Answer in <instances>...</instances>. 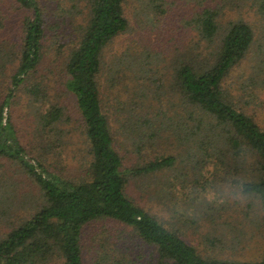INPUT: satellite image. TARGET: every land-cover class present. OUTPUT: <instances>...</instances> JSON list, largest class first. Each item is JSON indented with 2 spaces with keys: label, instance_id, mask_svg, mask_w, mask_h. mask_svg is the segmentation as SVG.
Segmentation results:
<instances>
[{
  "label": "trees",
  "instance_id": "1",
  "mask_svg": "<svg viewBox=\"0 0 264 264\" xmlns=\"http://www.w3.org/2000/svg\"><path fill=\"white\" fill-rule=\"evenodd\" d=\"M10 1L22 11V17L19 40L11 42L0 35V156L19 164L33 179L41 202L34 209L22 207L18 213L13 200L0 203V221L10 215L16 218L0 223V264H84L83 237L87 227L99 220L131 228L143 243L154 248L151 258L157 264H264V252L256 260L200 254L176 229L164 225L126 191L130 177L147 176L171 168L176 162L173 155L164 154L125 167L114 146L99 77L104 67L111 81L127 77L124 67L131 63V53L119 51L109 63L104 51L129 28L124 11L128 0H52V6L56 5L52 11L42 8L38 0ZM226 1L137 0L141 10L152 17L148 16L152 25L161 24L168 14L183 10L179 5L184 6L186 10L176 18L183 27L194 31L196 42L195 46L174 50L167 73L156 66L145 73L148 76L139 77L129 65L130 75L133 73L130 77L139 83L151 76L148 79L156 83L157 99H162L163 83L169 75L172 91L179 97L177 105L187 108V116L180 114L182 119L172 124H180L179 133L186 132L179 139L189 138L197 147L196 160L200 161L196 164L210 152L220 163L244 173L237 183L245 181V190L255 187L264 193V114L258 111L263 103L254 92L264 89V0H237L246 3L249 11L255 10V21L244 16L224 21ZM3 22L0 6V28ZM51 32L55 37L59 32L63 36L72 34V46L63 63L66 77L62 78L65 88L75 97L89 143L91 160L85 176L64 175L47 161L48 154H56L54 149L63 144L64 110L56 101L42 108L49 88L32 75L43 60L44 39ZM244 62L248 63L244 72L227 84L232 71ZM118 69L122 74L118 75ZM233 85L240 95L232 94ZM138 89L144 98L131 102L135 106L148 99L147 92ZM23 99L40 103L34 107L39 147L30 148L32 153L21 143L13 121L12 107ZM145 112L137 120L141 141L154 137L160 125L167 126L166 122L155 123L158 113ZM250 156L252 163L247 159ZM61 164L60 159L58 165ZM261 221L264 223V214ZM208 236L211 245L226 242L223 234L209 232ZM245 236L246 233L235 236L234 243L225 244L236 250ZM119 250L120 257L108 264H140L129 259V247Z\"/></svg>",
  "mask_w": 264,
  "mask_h": 264
},
{
  "label": "rangeland",
  "instance_id": "2",
  "mask_svg": "<svg viewBox=\"0 0 264 264\" xmlns=\"http://www.w3.org/2000/svg\"><path fill=\"white\" fill-rule=\"evenodd\" d=\"M10 2V0H0L4 16L0 35L8 41L16 42L20 37L22 11L16 9ZM38 2L42 8H47L48 11L56 8V5L52 6V0H38ZM228 2L229 0L226 1V6L227 4L228 6L224 10V21L243 16L248 21L257 19L253 15L256 14L255 10L249 11L246 3H240L237 0ZM179 6L186 10L184 6ZM183 10L174 11L170 15L168 14L161 24L154 23L152 25L148 19L149 15L147 16L141 10L137 0H128L124 4V11L129 21V28L104 51L105 60L109 63L114 54L119 51H128L132 55L131 63H127L128 66L124 67L127 77L118 79L116 82L111 81L106 76L105 67L99 77L101 97L109 117L114 146L122 157L124 166L131 167L137 162H143L144 159L150 160L164 154L173 155L176 159L171 168L147 176L130 177L126 191L137 204L161 220L164 225L176 229L178 234L187 243L193 245L200 254L217 253L222 257L227 256L232 259L256 260L264 252L262 214L254 209L252 204L218 206L208 204L203 199L206 192L218 189L228 180L237 183L242 173L233 166L220 163L216 160V155L209 154L210 152L206 154L204 160L196 164L200 161L196 160L198 151L197 149L195 151V148L197 147L189 138L179 139V136L181 134L184 136L186 132L179 133L180 124L177 126L172 124L177 123L179 118L182 119L180 114L184 117L187 116V108L182 104L177 105L179 97L172 91L171 82L173 80L169 75L163 83L164 96L162 99H157L156 83L148 79L151 76L138 83L132 79L133 73L130 75L132 69L129 65L138 71L139 77L148 76L145 73L156 66L161 69L162 73H167L170 70L167 66L169 57H174V50L182 49V47L187 48L190 45L195 46L194 31L183 27L178 23L179 18H176L181 17ZM55 19L53 17V20ZM69 21L71 22L70 19ZM69 21L67 22L71 25ZM56 31L59 30L56 29ZM60 33L57 37L52 32L47 34L44 39L43 60L32 77L42 79L49 88V97L42 102V108L46 109L50 101H56L64 110L63 144L54 149L56 154H48V163L59 173L63 171L64 175L85 176L91 160L89 143L76 107L75 97L65 88L63 84L65 79L62 78L66 77L63 63L72 46V34L67 32L66 36H63ZM72 33H74L73 30ZM74 36L76 37V34ZM64 42L65 44L62 46ZM133 62L135 63L132 66ZM247 64L244 62L233 70L231 77L227 79V84L237 80V76L244 72ZM120 70L118 69V75L122 74ZM135 86L147 92L145 95L148 96V99H145L141 106L131 104L136 99L144 98L143 91H140L138 87L134 88ZM231 91L234 96L240 95V91L235 85ZM255 91L258 92L263 103L261 111L256 109L260 114H264V89ZM24 99L21 104L13 105V121L21 143L32 153L30 148L39 147L34 107L40 103L25 102ZM145 111L151 114L158 113L155 123L166 122L167 126L162 128L160 125L161 129L154 137L144 138L141 141L137 120L147 113ZM135 143L140 144L137 146ZM141 148L142 150H140ZM60 159L62 164L58 165ZM247 159L252 163V156ZM9 200L15 202L16 213H18L22 207L26 208L27 206L28 209L37 207L41 202V195L33 179L26 175L19 164L0 156V203ZM190 210L193 211L192 215H189ZM161 213H166L167 218ZM12 217L16 219L14 215L6 216L0 223L4 224L3 221L6 222ZM209 232L225 235L227 244L234 243L236 240L234 237H242L244 233H246V240L236 250H232L225 243L211 245L208 240ZM83 243L85 247L83 250L84 264H104V260L108 264L113 258H119L121 252L119 249L124 250L126 246L131 251L129 252L132 255L129 257L130 260L140 261V264H157L155 258H151L154 248L143 243L135 236L131 228L116 221L99 220L91 223L87 227ZM223 246L226 248H222ZM103 256L106 258L104 259Z\"/></svg>",
  "mask_w": 264,
  "mask_h": 264
},
{
  "label": "clouds",
  "instance_id": "3",
  "mask_svg": "<svg viewBox=\"0 0 264 264\" xmlns=\"http://www.w3.org/2000/svg\"><path fill=\"white\" fill-rule=\"evenodd\" d=\"M208 204L214 205H239L246 206L251 203L254 209H257L261 214H264V193L258 188H248L245 190V181L240 180L234 183L233 180L221 184L218 189L206 192L203 197ZM193 211H189L192 215ZM167 218L166 213H161Z\"/></svg>",
  "mask_w": 264,
  "mask_h": 264
}]
</instances>
